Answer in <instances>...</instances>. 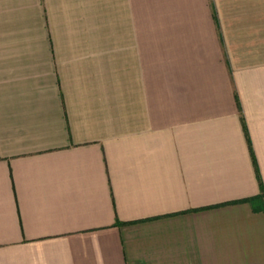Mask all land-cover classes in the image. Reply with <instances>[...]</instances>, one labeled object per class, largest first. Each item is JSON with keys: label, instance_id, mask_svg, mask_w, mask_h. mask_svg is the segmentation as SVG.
I'll use <instances>...</instances> for the list:
<instances>
[{"label": "crops", "instance_id": "obj_1", "mask_svg": "<svg viewBox=\"0 0 264 264\" xmlns=\"http://www.w3.org/2000/svg\"><path fill=\"white\" fill-rule=\"evenodd\" d=\"M0 264H264V0H0Z\"/></svg>", "mask_w": 264, "mask_h": 264}]
</instances>
